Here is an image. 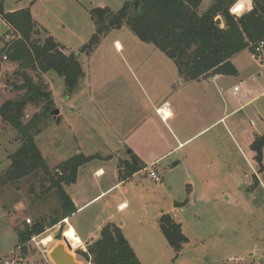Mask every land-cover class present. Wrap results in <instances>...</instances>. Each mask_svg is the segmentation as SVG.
I'll return each mask as SVG.
<instances>
[{
    "label": "rangeland",
    "instance_id": "rangeland-1",
    "mask_svg": "<svg viewBox=\"0 0 264 264\" xmlns=\"http://www.w3.org/2000/svg\"><path fill=\"white\" fill-rule=\"evenodd\" d=\"M126 1L3 0L7 12L29 7L49 31L46 34L40 28L35 37L45 40L52 35L69 53L79 55L85 72L79 89L69 94L64 78L57 73L52 71L48 78L31 71L36 81L49 85L54 109L61 110L62 120L57 123L51 112L44 114V102L28 105L24 117L25 123L31 119L37 123L35 141L51 168L79 153L95 156L80 170L77 182L65 186L78 201L97 197L89 207L76 212L74 219L88 221L100 217L99 212L111 215V220L124 229L142 264H264V145L261 160L252 146L257 139L264 140V95L253 99L264 90L263 62H257L251 50L233 57L240 70L236 83L243 81L239 102L252 101L240 112L214 123L218 115L234 107L226 87L223 91L221 86L218 91H203L205 87L196 82L183 83L174 61L155 45L143 42L129 27L104 31L101 48L94 57L99 46L89 55L81 51L102 29L92 21L88 6L107 5L117 11ZM213 2L203 0L199 11L204 12ZM18 35L0 14V50ZM116 39L122 42L124 52H117ZM18 72V63L1 60L0 107L6 99L17 96L14 86L20 81ZM169 76L177 79L181 91L191 94L182 96L187 105L179 110L177 119L164 123L151 108L150 100L172 95L167 85L162 88L163 79ZM253 77L259 84L247 92ZM74 104L77 109L72 112ZM151 118L160 135L155 131L153 148L148 142L142 150L157 155L171 152L147 171L114 185L120 180L121 158L117 155L127 159L132 150L120 141ZM205 127L177 148L180 141ZM21 145V136L0 115V264H54L49 251L69 227L63 220L33 237L24 248L18 246L20 231L40 219L49 222L61 206L58 190L51 187V176L56 177L53 170L49 175L38 170L18 181H3L11 163L8 156ZM101 165L106 175L98 178L94 170ZM152 170L160 180L151 177ZM122 202L126 205L119 207ZM163 213H170L181 223L188 237L179 253L160 229L158 219ZM96 224L91 223L93 229ZM69 234L72 240L68 248L87 264L78 253L84 248H80L82 239L71 225ZM46 236H52L53 241L42 243ZM97 237L99 231H95Z\"/></svg>",
    "mask_w": 264,
    "mask_h": 264
},
{
    "label": "trees",
    "instance_id": "trees-1",
    "mask_svg": "<svg viewBox=\"0 0 264 264\" xmlns=\"http://www.w3.org/2000/svg\"><path fill=\"white\" fill-rule=\"evenodd\" d=\"M203 0H128L119 10L110 6L91 7L88 11L92 20L102 29L96 32L81 48L92 54L101 44L103 32L129 27L142 41L154 44L176 64L180 75L186 79L199 80L213 74L236 75L237 68L232 57L245 49L255 52L257 45L264 42V0H214L204 12H200ZM247 10L241 16L233 12L235 5L247 3ZM243 6L236 10L240 11ZM0 14L19 35L0 50V68L3 58L18 63L20 81L15 83V98H8L0 107V115L21 136L22 145L9 154L11 160L4 182L18 181L35 171L44 170L51 176V187L58 190L61 203L57 216L49 222L40 219L25 231L19 232V245L24 248L33 237L42 234L65 218L72 216L77 207L65 186L77 181L80 169L95 156L79 153L51 168L42 155L36 141L37 123L31 119L24 122L28 105L44 102L43 112L54 109L53 94L47 83L35 80L31 71L42 74L55 72L64 78L67 92L74 93L80 87L85 75L79 55L69 53L66 47L52 35L45 40L35 37L43 30L35 22L29 7L6 12L0 1ZM221 16L223 26L216 24ZM41 28V29H40ZM263 139L252 145L261 160ZM147 164L133 152L130 159L119 162L120 181L127 180L143 170ZM159 226L168 243L179 253L188 242L181 223L170 213L162 214ZM62 233V239L66 237ZM90 264H142L134 248L123 233L122 227L109 223L101 230L100 237L88 243L78 252Z\"/></svg>",
    "mask_w": 264,
    "mask_h": 264
},
{
    "label": "crops",
    "instance_id": "crops-1",
    "mask_svg": "<svg viewBox=\"0 0 264 264\" xmlns=\"http://www.w3.org/2000/svg\"><path fill=\"white\" fill-rule=\"evenodd\" d=\"M30 1H33V0H28V2ZM124 0H122L121 3H123ZM33 3V2H32ZM103 5V4H101ZM107 6V5H106ZM91 7L93 6H88V9H90ZM97 7H100V6H97ZM84 8H87V6L84 5ZM15 11V9H12ZM7 12V11H6ZM8 12H12V11H8ZM32 14H33V17H34V13L32 11ZM37 21V23H39L42 27H44L43 25H45L43 22H40V20L36 17H34ZM93 21V20H92ZM94 22V21H93ZM45 28V27H44ZM46 29V28H45ZM10 30H12V28L10 27ZM47 30V29H46ZM48 31V30H47ZM49 32V31H48ZM8 36V35H7ZM6 36V38H7ZM115 45H116V49H117V52H124V47H123V44L122 42L119 40V39H116L115 41ZM144 42V41H143ZM61 43V42H60ZM62 44V43H61ZM150 44V43H148ZM154 45V44H152ZM101 46H99V48L96 50V52L94 53L93 57L99 52ZM246 50H250V49H245L243 51H246ZM242 51V52H243ZM251 53L253 54V57L254 59L257 61V62H263L264 64V59L263 57L261 56L260 59H258V57H256V55L251 51ZM239 54V53H238ZM237 55V54H236ZM161 56V55H159ZM235 56V55H234ZM233 56V57H234ZM264 56V54H263ZM233 57H232V62H233ZM159 58H162L159 57ZM162 62H165V61H162ZM165 64L167 65V62H165ZM176 65V64H175ZM235 65V64H234ZM169 67H173L171 66V64H169ZM177 68V66H175ZM235 67L237 68V71L238 73L236 75H226V74H213L209 77H206V78H201L199 80H190V79H186L184 78L182 80L183 83H186L188 81H193V82H196L197 84H199L198 86H204L205 87V90L203 89V91H211L213 90L212 88H215L216 90L218 89V87H222L221 90L223 91V86L226 87L227 89V94L229 97L232 98V100L234 101L233 104H234V107L233 109L230 111V112H227V110H225L224 114L222 115H218L217 116V119L214 123H217V122H220L222 120H224L227 116H230L231 114H235V113H238L240 112L241 110H243L252 100H249L247 101L246 103L244 104H240L241 100L239 98V92H240V84L243 83V81L240 82V84L236 83V78L240 75V70L239 68L235 65ZM51 72H48V73H45L44 76H48V78L50 77V74ZM171 74H173L171 72ZM260 77H261V73L259 74ZM181 75H179L180 77ZM179 81V79H178ZM258 82V79L257 77H253L252 78V82H249V87L246 88V91L247 92H251L252 91V87L255 86V85H258L259 83ZM52 83V82H51ZM92 83V81H91ZM164 85L162 86V88L164 89L165 86L167 85V91L170 90V93L169 95L172 93L171 96H169L168 98H157L155 100H150V106L151 108L155 111V113L159 116L160 118V115L158 113V109L161 107V106H164L167 107L172 113H173V117L171 119H169L168 121L169 122H174L176 119H177V116L179 114V110H182L186 105L187 103L185 101L182 100V96H185V95H188V94H191V93H184V91H181L178 87L180 86V83H179V86L177 84V79L174 78L173 76H169L167 80H164L163 79V82H162ZM139 85H141L139 83ZM235 87H238L237 89V92L234 93L233 91V88ZM143 88V86H142ZM144 89V88H143ZM172 91V92H171ZM218 91V90H217ZM177 92L179 93L178 95ZM219 93V92H218ZM220 95H222L221 93H219ZM264 95V90L260 93V95H257L255 98H253L254 100L257 99L259 96H262ZM240 100V102H239ZM75 107L73 106L72 108V112H75V110L77 109V104H74ZM236 106V107H235ZM163 109V108H162ZM162 111V110H161ZM74 114V113H72ZM60 121L62 120V112L60 110ZM163 121V120H162ZM167 121V123H169ZM164 122V121H163ZM165 123V122H164ZM141 128H135L134 130L130 131V134L127 135V138L125 139H122L120 142L122 143H126L128 144L127 146L131 147L132 150H129L128 151V155L129 157L127 159H130V153L133 152L134 154H136L138 157H140L142 159V161H144V163L147 164V167L144 168L143 170L135 173L132 177L128 178L127 180L133 178L134 176L136 175H139L141 174L142 172L144 171H147L148 170V167L150 165H157L158 162H160L162 160V158H164L165 156H167L171 151H167L165 150L164 153H162L161 155H157L155 154L154 152L151 151V154L150 152H144L142 150V145L143 144H149L148 142H150L151 144L149 145L151 148H153V144H154V141H155V137H157L156 135H160L159 131H158V127H157V124H156V121L154 118H151V121L149 122H145L144 124H142L140 126ZM169 127V126H168ZM209 127V126H207ZM207 127L203 128L202 130H200L197 134L193 135V136H190L189 138L187 137V139L185 141H180L179 142V145L177 146L180 147L182 145H184L185 143L189 142L193 137H195L196 135H198L200 132L204 131ZM157 132V134L155 135L154 132ZM133 140H136L139 142V144H135L132 142ZM175 148V149H177ZM41 151V150H40ZM42 153V152H41ZM112 154H115V153H112ZM111 154V155H112ZM43 155V153H42ZM44 156V155H43ZM119 158H121V161L122 157H120L119 155H117ZM45 160H47V158L44 156ZM127 159H124V160H127ZM84 167V166H83ZM82 167V168H83ZM81 168V169H82ZM80 169V170H81ZM118 171H119V163H118ZM80 173V171H79ZM94 175L98 178H102L103 176L106 175V170H105V167L104 166H98L95 170H94ZM78 177H79V174H78ZM120 179V178H119ZM78 180V178H77ZM127 180H124V181H118L116 182L114 185H118L119 183L121 182H125ZM77 182V181H76ZM75 182V183H76ZM74 184V183H73ZM113 185V186H114ZM110 189V188H108ZM108 189L104 190L102 192L105 193ZM76 207H77V211H83L84 209H86L87 207L90 206L91 202L97 198V197H94L92 198L91 200H82V201H78L76 199V197L74 195H71ZM124 205H126L125 202H122L119 204V207H123ZM75 212V213H76ZM74 213V214H75ZM74 214L70 217H68V225L69 227H67V230L65 231L64 235L66 237V246L68 247L72 238L70 237V234H69V230H70V225L74 227V229L76 230V232L79 234L80 238L82 239V242H83V246L81 247H84V248H87V245L89 242L93 241V240H96L100 237V234H101V230L103 229L104 226H106L107 224L109 223H115L111 220V215L110 216H106L104 213H101L99 212V216L98 218H89V220L87 221V219H85L83 222L82 221H79V220H75L74 217L77 215L74 216ZM164 214V213H163ZM162 214H160L161 216ZM159 216V217H160ZM97 217V216H96ZM93 221H96V228L93 229L92 226H91V223ZM123 230V233H124V229L122 228ZM95 231H99V237L95 238ZM125 235V233H124ZM126 236V235H125ZM127 238V237H126ZM128 239V238H127ZM53 241V240H52ZM129 241V240H128ZM130 242V241H129ZM71 251H73V248L70 249ZM78 259V258H77ZM81 264H84V261L83 260H79ZM87 264H90L89 261H87Z\"/></svg>",
    "mask_w": 264,
    "mask_h": 264
},
{
    "label": "water",
    "instance_id": "water-1",
    "mask_svg": "<svg viewBox=\"0 0 264 264\" xmlns=\"http://www.w3.org/2000/svg\"><path fill=\"white\" fill-rule=\"evenodd\" d=\"M223 20L220 16L216 18V24L222 25ZM99 28V26H98ZM60 109H53L51 114L55 116L57 123L60 122ZM179 205H183L185 203H178ZM64 231H62L63 233ZM61 238L55 243V245L49 251V256L54 264H81L80 261L77 259L75 252H72L64 243ZM54 237V236H53Z\"/></svg>",
    "mask_w": 264,
    "mask_h": 264
},
{
    "label": "built area",
    "instance_id": "built-area-1",
    "mask_svg": "<svg viewBox=\"0 0 264 264\" xmlns=\"http://www.w3.org/2000/svg\"><path fill=\"white\" fill-rule=\"evenodd\" d=\"M247 4V3H246ZM244 5L243 6V8L240 10V11H237L236 10V5L234 6V8H233V12H234V14L235 15H237V16H241L243 13H245L246 12V10H247V5ZM255 55H256V57H258V59H260L261 58V56L264 54V42L263 41H261L258 45H257V47L255 48V52H253ZM237 89H238V87H235V88H233V91H234V93H236L237 92ZM162 108H164V106H161L159 109H158V113H159V115H160V117L162 118V120L164 121V122H167L169 119H171L172 117H173V113L169 110V112H165V113H163V112H161V110H162ZM150 175H151V177L152 178H154L155 180H160V176L157 174V172L155 171V170H152L151 172H150ZM27 222L28 223H31V219L30 218H28L27 219ZM63 222H66L67 224H68V219L67 218H65L64 220H63ZM83 246V245H82ZM80 248H82V247H80ZM11 262L10 261H6V264H10Z\"/></svg>",
    "mask_w": 264,
    "mask_h": 264
},
{
    "label": "bare ground",
    "instance_id": "bare-ground-1",
    "mask_svg": "<svg viewBox=\"0 0 264 264\" xmlns=\"http://www.w3.org/2000/svg\"><path fill=\"white\" fill-rule=\"evenodd\" d=\"M241 5L244 6L245 3H240V4H238V6H236V7L238 8V7L241 6ZM237 8H236V9H237ZM161 112L165 113V112H169V110H168L167 107H165V108L162 109ZM52 240H53L52 236H46V237L42 240V243H44V244H48V243H50Z\"/></svg>",
    "mask_w": 264,
    "mask_h": 264
},
{
    "label": "flooded vegetation",
    "instance_id": "flooded-vegetation-1",
    "mask_svg": "<svg viewBox=\"0 0 264 264\" xmlns=\"http://www.w3.org/2000/svg\"><path fill=\"white\" fill-rule=\"evenodd\" d=\"M84 250L86 249V248H83Z\"/></svg>",
    "mask_w": 264,
    "mask_h": 264
}]
</instances>
